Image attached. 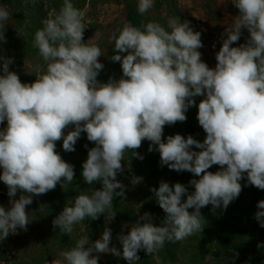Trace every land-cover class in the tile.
<instances>
[{
    "label": "clouds",
    "instance_id": "clouds-1",
    "mask_svg": "<svg viewBox=\"0 0 264 264\" xmlns=\"http://www.w3.org/2000/svg\"><path fill=\"white\" fill-rule=\"evenodd\" d=\"M234 5L239 15L234 29L225 33L214 69L201 60V33L189 21L173 17L168 21L170 32L158 22L142 28L126 23L113 37L119 54L111 57L121 62L123 76L100 83L101 49L93 39L84 42L86 8L74 7L71 0H64L58 13L50 12L35 33L34 45L47 67L45 71L39 64L34 66L39 73L34 83H22L9 70L13 60L0 57V124L7 121L0 130V180L10 198L18 192L46 194L62 178V187L73 182L74 166L57 153V141L63 140L65 152H74L81 133H86L96 145L88 150L82 177L89 185L101 182L102 190L78 195L74 204L64 208L53 220L61 234H70L73 225L86 217L96 220L111 212L114 198L124 197V185L117 181L124 153L139 149L144 140L151 142L149 152L160 153L161 166L200 177L189 182L195 189L192 193L181 183L170 186L161 181L158 189L152 188L166 213L163 226H155L151 214L145 213L128 234L117 238L122 253L109 247L112 230L106 227L91 246L81 239L62 253L66 264H98L94 253H111L135 264L141 249L151 255L165 241H181L200 232L201 209L212 205L213 210L221 206L226 210L242 191L244 173L249 185L264 190V0H234ZM152 6L153 0H139L138 12L142 15ZM8 18V11L0 6V21ZM242 29L248 30L250 38L232 47ZM0 42H6L4 36ZM197 96L204 97L197 119L206 139L201 143L191 135L185 139L176 134L164 142L165 125L185 122ZM70 125L74 130L65 135ZM132 155L143 159L135 151ZM213 165L220 170L207 171ZM139 182L140 178L132 180ZM32 202L31 195L22 194L10 199V210L0 206V239H7L17 228L27 229L26 206ZM257 208L255 219L264 227V200ZM115 215L111 212L112 219Z\"/></svg>",
    "mask_w": 264,
    "mask_h": 264
},
{
    "label": "rangeland",
    "instance_id": "rangeland-1",
    "mask_svg": "<svg viewBox=\"0 0 264 264\" xmlns=\"http://www.w3.org/2000/svg\"><path fill=\"white\" fill-rule=\"evenodd\" d=\"M63 2L64 0H0V6L5 7L9 14L6 21H0V28L5 32L3 34H10L12 31L16 34L12 40L5 38L6 42L0 43V48L4 49L0 52V57L12 60H20L19 57H23L21 61L32 66L40 62L46 71L47 66L39 54L15 53V42L34 39L35 36L23 33L25 27L29 26L34 31V25L43 26L42 21L49 18V13L53 10L58 13ZM71 2L78 9L86 8L84 42L93 39L92 42L101 49L99 62L104 67L97 77L100 83H107L110 78L119 80L123 76L121 62H115L111 57L119 54L114 50L113 37H118L119 31L126 23L142 28L149 22H158L170 32V18L179 17L182 23L189 21L190 27L201 33L203 47L198 51L201 53L202 62L214 69L217 64L216 54L222 47L223 40L227 38L225 33L234 29L235 18L239 15L234 0H153V6L142 15L138 12L139 0ZM249 38L248 30L242 29L239 41L232 47L245 44ZM2 67L3 60H0V75L3 74ZM193 99L196 104L185 113V122L165 125L162 137L164 142L169 135L176 134L184 136L185 139L191 135L201 143L206 139L207 134L197 119L198 105L204 97L197 96ZM73 130L74 126L70 125L64 134L67 135ZM150 145V141L144 140L139 149L124 153L123 171L117 174V181L124 185V197L114 198L111 212L116 213L115 218L112 219L111 212L106 211L103 215L108 222L98 228L91 217L74 224L70 234H61L59 227L53 226V220L67 205L74 204L75 197L81 194L91 195L95 183L102 184L97 181L89 185L82 177V165L88 158V150L96 146L87 140L86 133H81L74 146V152L63 150L62 139L56 142L57 153L65 162L74 166L75 176L72 183L62 187V178L55 189L46 194L18 192L15 198H10L8 187L0 180V206L6 210H10L12 206L10 199H19L22 194L31 195L33 201L26 206L29 219L27 229L17 228L7 239H0V264H51L53 260L66 264L62 253L71 250L81 239L88 241L86 247L91 246L100 239L106 227L112 230V242L109 247H116L122 253V245L117 238L121 234H128L131 226L145 213L151 214L155 226H163L161 222L166 213L159 207L151 189H158L160 182L164 181L170 186L181 183L192 193L195 189L189 182L200 177L188 171L177 172L170 170L166 165L161 166L160 153L155 150L149 152ZM193 150L201 151L194 147ZM133 151L143 156V159L133 156ZM219 170V165H213L207 171L215 173ZM2 173L0 168V175ZM244 177L240 181L242 191L239 197L233 200L226 210L222 206L213 210L212 205L201 209L204 222L200 232L181 241H165L164 246L151 255L141 249L138 252L140 259L135 264H264V247L258 248L259 244H264V227L255 219V213L259 210L257 204L264 200V190L249 185L246 173ZM133 178H140V182L133 184ZM186 199L185 195L182 202ZM42 205L46 207L40 210ZM193 211L194 209H189V212ZM93 255L99 256L98 264H128L122 256L116 257L111 253Z\"/></svg>",
    "mask_w": 264,
    "mask_h": 264
},
{
    "label": "trees",
    "instance_id": "trees-1",
    "mask_svg": "<svg viewBox=\"0 0 264 264\" xmlns=\"http://www.w3.org/2000/svg\"><path fill=\"white\" fill-rule=\"evenodd\" d=\"M33 27H34V31L29 26H27V28L25 27L23 33H28V35L35 36L36 31L43 28V26L38 27L35 25ZM15 29L16 28H14V30ZM3 33H5V32H3V30L0 28V36H4L5 38H9V40H12L16 36L15 32H13V31L10 34H7V33L3 34ZM15 43L17 46L15 49V53H19V55L27 54V53L39 54V50L34 45V39H30L29 41H25V42L18 41ZM3 51H4V49L0 48V52H3ZM19 58H20V60H13V63L9 65V70L15 72L19 76L22 83H34L37 79V76L39 75V73L34 71V66L39 64V65L43 66V68H44L43 63L39 62V63H36L32 66L29 63L21 61V59L23 57H19ZM44 70H45V68H44ZM6 127H7V121H5L3 124H0V130L5 129ZM94 190H102V184L98 185V183H95V186L92 188V192ZM107 222H108V220H107L105 215H100L98 219L93 221V223H95V226L97 228L99 225L100 226L106 225Z\"/></svg>",
    "mask_w": 264,
    "mask_h": 264
}]
</instances>
